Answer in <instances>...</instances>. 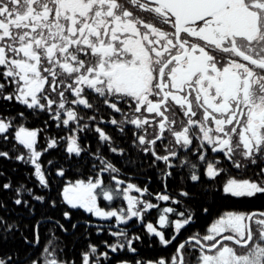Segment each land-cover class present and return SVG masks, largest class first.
I'll list each match as a JSON object with an SVG mask.
<instances>
[{
    "label": "snow or ice",
    "instance_id": "6c2138e0",
    "mask_svg": "<svg viewBox=\"0 0 264 264\" xmlns=\"http://www.w3.org/2000/svg\"><path fill=\"white\" fill-rule=\"evenodd\" d=\"M5 101L19 103L33 113H47L57 128L76 122L68 135L50 137L40 151L36 147L39 130L23 125L15 129V143L10 150H0V159L30 165L32 171L25 178L34 177L36 185L30 187L24 181L14 185L10 177L0 183V191L11 193L14 206L33 215L34 202L48 203L51 208L66 205L62 215L67 222L75 209L96 217H115L124 225L138 218L147 234L167 248L193 222L195 213L190 206L183 211L160 210V228L151 222L143 224L144 214L159 205L127 195L132 189L141 197L151 193L147 186L130 182L121 187L125 180L119 178L120 168L99 147L92 153L99 161V165L92 164L94 174L87 180L62 183L58 199L51 198V176L41 157L61 148V142L69 157L87 154L80 133L89 130V123L81 124L85 117L72 106L82 105L94 113L103 107L122 115L120 120L108 121L121 133L124 125L135 126L132 144L152 157L151 166L163 162L162 180L173 178L177 167L188 168L181 180L193 184L187 190L182 186L181 198L194 202L203 197L205 177L224 196L264 195V0H0V102ZM178 111L187 118L179 121V130L173 127ZM17 115L24 118L25 113ZM14 119L0 115L3 142L9 139ZM87 121L95 123L97 116H88ZM100 122H104L102 116ZM166 130L173 137L169 141L173 147L166 146V154L160 155L155 145ZM94 131L100 141L111 143L112 137L99 124ZM19 146L26 151H19ZM179 149L186 150L183 158ZM110 151L123 155L125 150L111 147ZM206 151L222 154L236 170L251 167L252 175H231V169L226 172L219 160L208 161ZM54 166L55 175L63 178L65 169ZM104 173L117 175H109L106 182ZM4 175L0 171V177ZM167 187L165 183V192L155 198L180 205L181 200L167 194ZM36 188L47 192L37 194ZM121 193L127 208L105 210L100 206L99 198L113 201ZM6 208V201L0 199V210ZM203 211L207 213L208 208ZM167 214H175L176 219L170 220ZM90 223L85 222L86 226ZM169 225L174 232L166 236L160 229ZM40 226L39 220L32 226V239L20 233L27 246L23 256L19 250L0 253V264H75L58 259L49 247L34 256L30 250L39 245ZM19 229L17 222L0 214V245L15 239ZM104 230L97 228V232ZM109 235L116 241L102 243L114 254H136V242H142L127 227L109 230ZM189 245L190 251L199 253L194 257L196 264H264V212L229 211L212 222L205 235H190L178 243L170 258L112 257L109 251L98 253L97 246L89 244V251L81 254V264H100L101 257L108 264H186L184 249Z\"/></svg>",
    "mask_w": 264,
    "mask_h": 264
},
{
    "label": "flooded vegetation",
    "instance_id": "af4514ba",
    "mask_svg": "<svg viewBox=\"0 0 264 264\" xmlns=\"http://www.w3.org/2000/svg\"><path fill=\"white\" fill-rule=\"evenodd\" d=\"M69 99H72V97L69 96ZM93 102L95 103V100H93ZM72 107L76 109V111L79 113L80 116L85 117V120L81 121V124L84 122L89 123V130H86L80 133V136H81L80 143L82 144V146L86 145L85 147L88 149L87 154L91 153L90 143L88 140L94 139L97 142L100 141L98 134L94 131L96 124H99V126L103 128L105 132H107L111 137L113 136L112 138L115 137L114 133H118L122 135L123 138H126L128 142V149H129L128 152L130 154L139 155L142 157H150L151 162H148L150 164L143 165V167L145 168L152 167V169H154V172L156 173V179L159 182L158 185H160L156 190L154 189V187H152L153 180H151L150 178L146 179L145 176L143 175L144 173L142 174V171L139 167L131 169L132 171L127 170L126 174H123V175L119 173V178L122 180H125V184L121 185V187H126L128 182L136 184L137 186L141 188L147 186L149 188V193H151V195L144 194V196L140 198L150 200L153 204L159 205L158 209L157 208L149 209L144 214L143 224H146L147 222H151L155 226L160 228V226L157 224V220L159 218V215L161 214L160 210L166 207H174L177 209V211H183L190 206L191 210L195 213L194 220L189 226H186L184 229L181 230L180 234L177 237V240L171 246L165 248L164 246L158 243L157 237L147 234L146 229L142 226V223L138 220V218H133L131 221L128 222L127 225H124V224H118L115 217L101 218V217H96L90 213H87L83 209H75V210H72L71 222H68V224H65V225L63 224L64 227L68 229V231L65 232L63 230H60L61 233L64 234L65 236H69L72 234H75V236L77 235L78 240H76L75 244L70 247L71 249L65 245L59 246V245H55L52 243V237L54 233L57 232V230L53 231V229H51V226H50L51 220L45 219V220H41V221H45L46 224L48 225L47 229L43 231L45 240L44 241L41 240L42 235L40 232L39 245L36 246L34 249L30 250L34 254V256H40L43 252V249L45 247H49L51 250L55 252V255L58 259L67 260L69 262L75 261V264H81V254L83 252L89 251V248H88L89 244H95L97 246L98 253L109 251V255L112 257L122 256L128 259H132L133 257H135V259H144V260L159 259L161 257L170 258V255L174 253L175 248L178 243L185 241L186 238L189 237L190 235H195V234H199L200 236L205 235L206 230L211 225V223L214 222L219 216L229 211L244 212V213L264 212V196L259 195V194L255 196L254 198H235V197L224 196L222 193H221L222 194L221 196L216 197V198L211 196V194L213 193L212 192L213 186H212V182L209 181L207 177L204 178L207 181V184L203 186V188L206 187L204 192L206 194L210 193L209 196H206L207 199L200 197L196 199L194 202H190L188 201L187 198H181L179 196V192L181 191L182 186H187L189 184L191 187V185L193 184V182H191L190 180L188 181L181 180V177H185V175H188V172H189L188 168L177 167L176 169L177 174L174 175L173 178L162 180L160 178V170L164 168L163 162L158 161L156 166H151L152 157L150 155H147L139 151L136 147L133 146L132 144L133 133L137 131L135 126L126 124L123 126L124 131L121 133L118 130L116 125H112L108 123V121H110V119L113 117H115L117 120L122 119L121 114L114 113L110 109H106L103 107L101 108L99 113H94L92 110H88L84 108L82 105H74ZM125 111H128L127 107H125ZM94 114L97 116V121L95 123L91 121H87V117L94 115ZM101 116L103 117V121H104L103 123L100 122ZM176 119L178 123L177 125H174L173 127H176V129L179 130V121L186 120L187 118L183 117L178 111L176 115ZM49 122L52 123L53 130H51V124L46 125L45 130L46 132L48 131V133H46L48 139L53 136L68 135L69 134L68 129L76 127V122H72V121H70L69 126H61L60 128H57L56 122L52 121L51 119H49ZM210 126L214 127V125H212L211 122H210ZM29 128L30 130H35V129L39 130L37 134V138H40L42 136L43 134L42 131L44 129L40 127H29ZM110 131L111 132L113 131L112 135L110 134ZM149 131L151 132L152 129L149 128ZM171 140H173V137L166 130L164 133V138L161 141H157L155 145L156 151L160 155L166 154L165 147L166 146L168 148L173 147L172 144H169V141ZM196 143L198 144L199 141H196ZM61 144H62L61 150L64 151L63 147L66 145H64V142H61ZM37 145L39 146V141H37ZM114 147H117L118 149L120 148L119 145H116V144ZM179 151L181 153V158H183V155L186 152V150L179 149ZM65 154L69 155L67 152H65ZM83 154L85 153H82L81 156ZM187 155L190 159L195 160V157L192 153H187ZM205 155L207 156L208 161L219 160L220 161L219 166L225 168L226 172L229 169H231L230 174L233 176H237L239 178H248L249 176L252 175L253 169L251 167L247 171L245 169L236 170L235 168H232L230 163L225 160L222 154L218 155L216 153L206 151ZM174 163L178 165L179 160H175ZM200 163L203 164L204 162H200ZM93 174L94 173H92L91 175L83 174L82 177L77 180H87ZM109 175H117V174L116 173H111V174L104 173V178L106 182H108ZM221 178L223 179V174ZM178 179H180V181L177 182L176 180ZM184 180H187V179H184ZM72 181H75V180H72ZM112 183L114 186L115 182H112ZM165 183H167L168 185L167 194L172 195L174 199L181 200L180 205L173 204L169 201H162V200L158 201L155 198L157 193L165 192V188H164ZM215 190L217 191V189ZM99 203H100V206L104 208L105 210L127 208V201L124 199L123 193H121L119 196H116L113 199V201H105L101 197L99 198ZM200 204H202L203 206L201 208H198ZM203 208H208V212L205 213L203 211ZM66 210H67V206H66ZM167 215L169 216L170 220L176 219L175 214H167ZM86 221H90L91 223L86 226L85 224ZM73 223L77 224V227L75 229L71 227V224ZM98 227H103L105 230L102 232H97ZM125 227H127V230L129 231L130 235L136 234V235L141 236L142 242H136L137 253L133 254V253L126 252V251L115 253V254L111 253L109 249L105 248L102 242L107 240L109 243H114L117 238L110 236L109 230L117 231ZM160 230L164 231L166 236H170L174 232V226L169 225L164 228H161ZM84 236H86V238H84ZM90 236H94V239H90ZM86 241H87V244L84 245ZM150 244L151 246H149ZM26 247L24 248V250H19L22 256L25 253ZM190 247L191 246L189 245L184 249V257H185L186 264H196V260L194 259V257L196 255H199V253L190 251ZM100 264H108V261L105 260L103 257H101Z\"/></svg>",
    "mask_w": 264,
    "mask_h": 264
},
{
    "label": "trees",
    "instance_id": "16d2710c",
    "mask_svg": "<svg viewBox=\"0 0 264 264\" xmlns=\"http://www.w3.org/2000/svg\"><path fill=\"white\" fill-rule=\"evenodd\" d=\"M19 112L25 113L24 118H20L17 115ZM0 115L10 118L15 117L13 121L14 123H22L25 124V126L27 127H40L42 129H45L47 124H51V130H53V125L49 122V116L46 113H33V110L26 109L25 106L15 102H0ZM110 134L112 135L113 131H110ZM3 135L5 134H0V138H2ZM7 135L9 137L7 142H3L2 140H0V150H10L12 144L15 143V141L13 140L14 135L11 132L7 133ZM114 135L115 137L112 138L111 143L102 141L97 142L94 139L88 140L90 143L91 153L83 154L81 157H69V155L65 154V152L61 150L62 147L58 149H50L47 153H45L41 157V163L44 164L45 168L48 170V173L51 176L52 190L49 193V196L51 198L58 199L57 192L62 183L77 180L81 178L83 174L91 175L93 173V170L91 168L92 164L94 163L96 165H99V161L96 160L95 157L92 155V153H94L98 147L100 149V153L105 158L109 159L112 163H114L117 168H120V174H126L127 170L139 167L142 171V174L144 173L143 175L146 179L150 178L151 180H153L152 187H154V189L156 190L160 185H158L159 182L156 179V173L154 172V169H152V167H143V165L150 164L148 163L151 162L150 157H142L139 155L130 154L128 152L129 149L127 139L123 138V136L118 133H114ZM45 136L47 137L46 134ZM45 142L46 139L41 137L39 140V148H45ZM115 144L119 145L120 148H123L125 150L123 155L118 153H112L111 151H109L111 147L115 146ZM18 150L21 152L25 151L22 146H19ZM12 154L14 156L16 153L13 152ZM48 160H52L53 165H48ZM129 160H131L132 163H129ZM54 165L61 166L65 169L66 175L63 178L55 175L56 167ZM13 169H16V171H13ZM0 171H3L5 173L3 177H0V183L5 182L10 177L14 185L20 181H24L30 187H35L36 185L34 177L31 180H26L25 178V173H30L32 171L30 165L19 163L15 160L8 161L0 159ZM186 176L187 175H185V177ZM176 181L178 182L180 181V179ZM187 188H190L189 184L187 185L185 190H187ZM205 188L202 189L203 192L205 191ZM36 191L37 194H44L45 192H47V190H41L39 188H36ZM212 192L213 193L211 194V196L215 198L222 195L218 192V190L216 191L215 188H212ZM204 194L205 195L202 197L204 199H207L206 196L210 195V193L206 194L205 192ZM10 196L11 193L0 191V199L5 200L7 203V208L5 210H0V214H3L9 221L17 222L20 225V229L15 233V239H9L8 243L0 245V253L10 254L15 250H24L26 246L24 245L23 240L20 239V233L22 232L23 235L28 236L29 239H32V226L37 220L41 222V240L44 241L45 237L43 231L47 229L48 225L45 221L41 220H45L47 217L52 218L50 222L51 229H53V231L57 230V232L54 233L52 237L53 244L59 246L65 245L70 248L72 245L75 244V241L78 240V237L77 235L75 236V234L69 236H65L64 234H62L60 231L61 229L54 222L59 221L64 225L68 224V222L65 221L62 215V210H66V205H60L57 208H51L48 203L40 204L39 202H34L35 213L33 215H29L27 209H20L14 206L11 203V200L9 199ZM202 206L203 205L200 204L198 208H201ZM84 238H86V236H84ZM90 239H94V236H90ZM86 244L87 241L84 243V245Z\"/></svg>",
    "mask_w": 264,
    "mask_h": 264
},
{
    "label": "rangeland",
    "instance_id": "374dc122",
    "mask_svg": "<svg viewBox=\"0 0 264 264\" xmlns=\"http://www.w3.org/2000/svg\"><path fill=\"white\" fill-rule=\"evenodd\" d=\"M13 121H14V120H13ZM20 125H23L24 127L30 129L29 127L25 126V124H22V123H14V122H13V128L10 129L8 133L11 132V133L14 135V133H15V129L18 128ZM35 130H36V129H35ZM43 131H44V132H43ZM43 131H42L43 134H42L41 137H43V138L46 139V141H47V137L45 136V134H46L47 132H46L45 129H44ZM41 137H40V138H41ZM40 138H37V141H39ZM45 143H46V142H45ZM36 147H37V150H38V151L42 150V148H39L38 145H36ZM25 151H26V150H25ZM127 195H131V196H133V197H138V198L141 197V194H140V193H137V192L135 191V189L130 190V191L127 193Z\"/></svg>",
    "mask_w": 264,
    "mask_h": 264
}]
</instances>
